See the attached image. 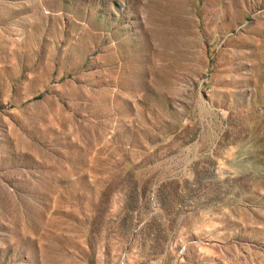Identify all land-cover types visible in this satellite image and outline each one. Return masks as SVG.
Instances as JSON below:
<instances>
[{"label":"rangeland","instance_id":"rangeland-1","mask_svg":"<svg viewBox=\"0 0 264 264\" xmlns=\"http://www.w3.org/2000/svg\"><path fill=\"white\" fill-rule=\"evenodd\" d=\"M0 264H264V0H0Z\"/></svg>","mask_w":264,"mask_h":264}]
</instances>
